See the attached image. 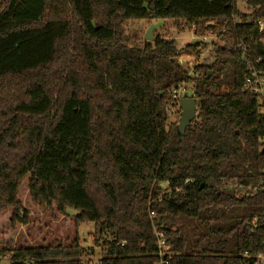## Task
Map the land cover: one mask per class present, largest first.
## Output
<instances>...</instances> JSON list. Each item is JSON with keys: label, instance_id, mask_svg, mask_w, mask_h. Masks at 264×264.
<instances>
[{"label": "trees", "instance_id": "1", "mask_svg": "<svg viewBox=\"0 0 264 264\" xmlns=\"http://www.w3.org/2000/svg\"><path fill=\"white\" fill-rule=\"evenodd\" d=\"M238 3L0 0V224H29L27 192L40 209L75 210L77 226H93L98 264H161L155 228L168 264H253L264 252V191L239 188L264 186V118L245 90L247 62L264 73V0H247V12ZM134 21H175L223 45L194 78L178 58L200 43L180 51L157 34L134 46ZM182 83L198 105L183 136L168 115ZM90 255L78 235L36 248L0 237L7 264Z\"/></svg>", "mask_w": 264, "mask_h": 264}, {"label": "rangeland", "instance_id": "2", "mask_svg": "<svg viewBox=\"0 0 264 264\" xmlns=\"http://www.w3.org/2000/svg\"><path fill=\"white\" fill-rule=\"evenodd\" d=\"M246 2L247 0L239 1L238 9L240 11L247 12ZM152 24H155V22L134 21L127 23L125 31L131 39V45L141 46L147 30ZM185 28L175 21H167L165 25L162 24L154 32V36L160 34L169 40L175 39L178 49L181 51L187 44H198L200 42L191 30ZM185 55V52L180 54L178 63L186 61ZM25 195V205L30 213L29 224L20 225L15 229L11 228L7 221L0 224V237L6 241L9 247L36 248L57 246L59 244L69 246L78 235L81 246L91 252V255L85 259V263H99L101 250L94 245L93 226L86 224L77 226L73 217H64L55 208L42 210L33 203L29 193L26 192ZM0 264L7 263L3 260Z\"/></svg>", "mask_w": 264, "mask_h": 264}, {"label": "built area", "instance_id": "3", "mask_svg": "<svg viewBox=\"0 0 264 264\" xmlns=\"http://www.w3.org/2000/svg\"><path fill=\"white\" fill-rule=\"evenodd\" d=\"M240 1V0H239ZM257 28L259 29L260 33L264 34V19L259 20L257 23ZM194 30L195 27H192ZM193 32V31H192ZM200 45H202V48L199 49L198 53L196 54H190L185 55L187 58L186 61L183 58V66L185 67L188 76L199 78L200 73L196 72L197 67H208L212 65L214 62V52L217 49L219 45H223L222 38L219 37V35H216L215 33H210L207 36H201L198 37ZM239 49L245 48L243 44H239ZM244 61H248L246 55L243 56ZM246 71L248 75L246 76L245 81V90L250 92L251 94L255 95L261 106L259 107V114L264 118V73L261 71H258L253 67V65L250 62H247V68ZM188 94L189 98L195 99V92L191 88L190 85L186 83H182L178 85L170 95L171 99V105L168 109V115H169V121L170 123H179L180 119V100L184 98V95ZM264 143V139H263ZM239 191L241 193H244L246 195H256L258 193H261L264 191V186L262 187H240ZM154 215V213H152ZM253 225H255V221L252 222ZM155 236L157 238V244L159 249V257L161 264H168L167 260L168 257L171 256V246L167 243L166 235L165 233L160 230L159 228H155ZM253 264H264V252L258 254L254 257Z\"/></svg>", "mask_w": 264, "mask_h": 264}, {"label": "water", "instance_id": "4", "mask_svg": "<svg viewBox=\"0 0 264 264\" xmlns=\"http://www.w3.org/2000/svg\"><path fill=\"white\" fill-rule=\"evenodd\" d=\"M162 26V23H155L150 25L149 29L147 30L144 39L148 42H154L155 36L154 32L158 30ZM180 119L178 123V132L180 135H184L186 130L194 123L198 116V109H197V102L193 98H189L188 94L184 95V98L180 100ZM164 187V186H163ZM68 216H77L78 212L75 210L68 209L67 210Z\"/></svg>", "mask_w": 264, "mask_h": 264}]
</instances>
